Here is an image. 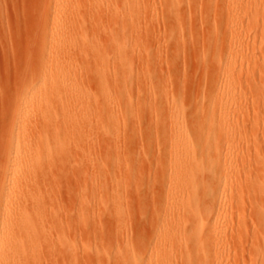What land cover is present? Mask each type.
I'll list each match as a JSON object with an SVG mask.
<instances>
[{
    "label": "rangeland",
    "instance_id": "obj_1",
    "mask_svg": "<svg viewBox=\"0 0 264 264\" xmlns=\"http://www.w3.org/2000/svg\"><path fill=\"white\" fill-rule=\"evenodd\" d=\"M47 68L51 81L61 72L55 88ZM28 117L25 147L46 148L32 192L14 177L31 194L21 264H189L200 225H173L184 207L222 211L196 236L212 243L207 264H264V0H0L1 225L12 136ZM195 146L184 165L201 190L171 193V169ZM207 162L227 167L213 180Z\"/></svg>",
    "mask_w": 264,
    "mask_h": 264
},
{
    "label": "bare ground",
    "instance_id": "obj_2",
    "mask_svg": "<svg viewBox=\"0 0 264 264\" xmlns=\"http://www.w3.org/2000/svg\"><path fill=\"white\" fill-rule=\"evenodd\" d=\"M128 15V14H127ZM129 16V15H128ZM227 66V64H226ZM53 73L52 70L47 68L46 72L44 73V82L46 84H48V80L52 77ZM61 75V72H57V77L54 81H51V79L49 81H51V85H53V88L56 87V85H59L60 83H57V79H59ZM59 81V80H58ZM49 83V85H50ZM222 83V93L218 94V96L213 100V104H214V108H213V112L215 113H226L227 110H225V107H227L229 105V99H230V95H229V91L232 87L228 84L225 85ZM50 88V87H49ZM52 88V87H51ZM50 88V89H51ZM49 89V90H50ZM42 91H44V89H42ZM52 91V89H51ZM38 94V93H37ZM42 94V92H41ZM36 98V100H35ZM35 98H31V100H29L30 98L27 99V103L29 104L28 107H26L27 110H25V112H28L32 109V102L36 101V102H42L43 100V94L40 97H35ZM31 104V105H30ZM51 107V106H49ZM52 109V108H51ZM43 116V115H40ZM85 116V115H84ZM82 116V117H84ZM90 119V115L86 116V118L84 119V121L86 122L87 119ZM29 118V117H28ZM20 119V121L17 122L16 124V128H15V132L13 133V144H12V148L11 151L12 155L9 159V167L7 169V175L6 177L8 178V183L6 185V196L7 198H19V203L18 204H14V202L10 201V202H5L6 201V197H4V199H2L4 201V210L5 212L8 214L7 218L8 220H6V222H4L2 225L0 224V264H21L20 262V257H22L23 259H25V255H27L26 251L29 250L32 246L31 241H33L31 238V240L29 239H22L20 237V233L21 231H23V229L27 228L23 225H30L27 223H23L22 220L23 218L21 217L22 213H23V209H22V204L25 203H29L30 202V192H32L31 189V181L33 180L34 174L36 173L37 169L39 171V166L41 167V162H40V156L42 154V152L44 151V149L46 148L45 145L40 143V147L38 146V148L35 147V150L33 148V150L27 149L26 146V140L24 138L25 135V128H26V124H29V121H31V118L29 119ZM41 118V117H40ZM34 120V119H33ZM83 120V119H82ZM83 121V122H84ZM86 126V124H85ZM224 127L227 129V126L224 125ZM24 130V132H23ZM23 132V133H22ZM184 142V141H183ZM188 143L185 141L184 143H182V146L187 145ZM24 147V150H22ZM188 149H190V151L192 152V155L189 154V158L186 159V157L184 155H181L178 160L181 162H185L182 165L179 166H174L173 169H171V176L168 178V182H167V186L168 189L171 193H181L187 190V192H198L201 190L200 186L198 185V183H196L195 181L191 180V172L189 171L187 166L184 165L186 164L187 160H192V162H195V158H196V152L198 150V147L195 146L193 148L188 147ZM26 150H30L28 154V158L26 160H23L21 163L19 162L20 158L23 156V152H26ZM189 151V152H190ZM25 155V154H24ZM178 162V163H180ZM40 163V165H39ZM39 165V166H38ZM38 166V167H37ZM227 165H221L220 162H207L205 166H202L200 169L201 173H205V172H209L210 171V176H212V179L215 180L219 173L220 170H226ZM41 170V169H40ZM176 172L177 174L172 175V173ZM41 173V172H40ZM22 175L25 179V181H27V188L29 187L30 184V189L31 191L28 192L26 195H23L20 193V188L21 186L19 185V178L16 180L14 179V177L16 175ZM37 174V173H36ZM35 174V175H36ZM21 176V177H22ZM33 176V177H32ZM22 179V180H24ZM32 179V180H31ZM220 179V178H219ZM21 180V181H22ZM31 182V183H30ZM230 187V184L226 181L225 179V184L223 185V191H224V196H226V193H228V189ZM34 188V187H33ZM34 192V190H33ZM21 199V200H20ZM11 200V199H10ZM14 201H16L15 199H13ZM8 201V199H7ZM21 201V202H20ZM222 202V201H221ZM2 208V210H3ZM3 212V211H2ZM181 215L178 214V216L175 217V222L173 225H185L184 224V218H188V216H191L192 220V225H200L198 232H196L197 234L195 235V237H191L190 239V243L193 244V256L189 257V264H207L208 262H212L210 261L209 258H207V256H205V252L208 248V245H212V243L210 241L204 240V239H196V236H199L202 231L204 229H208L211 230L213 227H215L216 225H218V220L220 218V215L222 216L220 209H207L204 213V216H202L201 212H196V214H194L192 211H189L188 208L184 207L182 209ZM220 212V213H219ZM5 213V214H6ZM4 214V213H3ZM35 216V215H34ZM32 220V219H31ZM220 227H218L216 230L215 228L213 230H215L218 235H222L227 233L228 231V220L224 219L220 221ZM185 230V229H184ZM27 238V237H26ZM210 247V246H209ZM31 252V251H30ZM23 254V256H22ZM199 257H202V260L199 262L197 261ZM213 258V257H212ZM22 259V261H23ZM228 260V258H225ZM196 261V262H195ZM214 264H219V259L218 256L214 257L213 259ZM221 262V260H220ZM24 263V262H22ZM221 264V263H220Z\"/></svg>",
    "mask_w": 264,
    "mask_h": 264
}]
</instances>
